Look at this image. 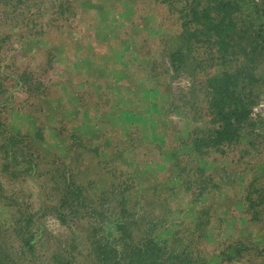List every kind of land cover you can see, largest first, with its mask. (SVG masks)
<instances>
[{"label": "rangeland", "instance_id": "1", "mask_svg": "<svg viewBox=\"0 0 264 264\" xmlns=\"http://www.w3.org/2000/svg\"><path fill=\"white\" fill-rule=\"evenodd\" d=\"M188 1L169 6L153 0H72L75 15L61 28L47 26L49 18L42 15L37 24L43 25L42 34L15 38L0 56L11 75L6 81L12 86L10 103L25 114L15 113L13 122L45 128L49 143L35 146L45 153L56 152L72 164V177L89 200H95V205L105 202V192L117 182L110 168L130 172L135 188L129 191V212L141 223L150 221L155 232H165L169 244L207 256L214 245L240 232L261 238L260 227L246 219L249 215L241 224L244 207L239 200L247 191L254 197L255 189L264 186V153L260 151L259 160L250 155L241 163L232 161L233 152L226 157L213 153L204 161L187 156L189 148L180 144L193 125L194 109L203 103L200 83L211 70L198 67V62L206 60L205 45L193 49L178 72L170 66L169 53L183 45L180 8ZM24 41L16 51L9 50ZM24 69L50 83L45 95L32 97L15 85V77ZM258 89L261 99L253 116L264 121V84ZM73 132L87 146L97 145V155L76 145ZM260 132L264 140V128ZM49 159L48 155L38 165L36 176L4 183L6 192L25 207L26 203L37 210L47 202L44 211L37 212L45 231L43 257L37 264L52 249L67 246L71 232L84 238L87 222L83 219L75 226L56 218L50 205L59 190L50 182ZM203 164L212 177L204 189L198 182L201 177L193 175V167ZM251 181L256 182L248 186ZM213 182L220 185L217 191L212 189ZM191 183L202 188L198 196L202 204L192 201ZM109 202L103 206L107 216L115 204Z\"/></svg>", "mask_w": 264, "mask_h": 264}, {"label": "trees", "instance_id": "2", "mask_svg": "<svg viewBox=\"0 0 264 264\" xmlns=\"http://www.w3.org/2000/svg\"><path fill=\"white\" fill-rule=\"evenodd\" d=\"M153 1L174 6V1L180 0ZM180 10L183 45L169 53L170 66L178 72L193 49L205 45L206 60L198 62V67L211 69L200 83L203 103L194 109L193 125L187 128L180 144L189 148L187 156L193 159L205 161L213 153L226 157L233 152L234 162H244L250 155L259 160L260 151L264 153L260 132L264 121L253 116V108L260 103L258 87L264 84V0H191L184 2ZM42 15L49 18L47 26L61 28L75 15L72 0H0V53L15 38L27 40L42 34L43 25L37 26ZM8 27L10 31L5 32ZM25 41L9 50L16 51ZM39 41H43L41 37ZM51 58L52 55L48 67ZM3 61L0 56V264H37L43 257L45 231L37 212L44 211L47 202L44 200L37 210L28 207L30 204L25 203V207L16 196L6 192L4 183L20 181L26 175L36 176L38 165L48 155L47 163L53 167L47 169L51 172L50 182L59 190L55 201H50L56 218L62 224L75 226L83 219L87 222L84 238L71 232L69 244L52 249L41 264H257L258 260L264 261V186L255 189L254 197L247 191L239 200L244 207L241 224L245 223L246 214L249 215L246 219L260 227L261 238L240 232L237 237H227L214 245L207 256L199 251L194 255L180 249V245L169 244L165 232H155L150 221L141 223L136 214L129 212V191L135 188L132 173L110 168L117 182L102 196L105 202L95 205V200H89L84 188L73 179L72 164L56 156V152L45 153L35 146L45 147L49 143L45 128L15 125L13 117L21 110L10 103L12 86H7L6 81L11 75L5 72ZM15 85L32 97L45 95L50 87L49 82L27 69L17 74ZM72 136L76 145L97 155V145L89 147L76 133ZM126 157L130 158L131 154L126 153ZM178 164L177 161L173 165ZM193 169V175L201 177L198 182L203 184V189L212 183L211 175L205 173V164ZM191 186L194 187L193 183ZM219 187L213 182L212 189L217 191ZM198 189L195 186L191 192L197 205L204 201L198 197L202 188L196 192ZM109 200L115 204L107 216L103 206L110 205ZM201 209L204 211L206 207L203 205ZM215 234L220 235L219 231Z\"/></svg>", "mask_w": 264, "mask_h": 264}]
</instances>
